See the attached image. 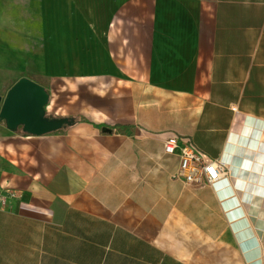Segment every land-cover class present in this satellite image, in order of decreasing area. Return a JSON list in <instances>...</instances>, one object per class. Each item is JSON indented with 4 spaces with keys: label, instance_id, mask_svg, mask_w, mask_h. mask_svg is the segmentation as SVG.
Here are the masks:
<instances>
[{
    "label": "crops",
    "instance_id": "1",
    "mask_svg": "<svg viewBox=\"0 0 264 264\" xmlns=\"http://www.w3.org/2000/svg\"><path fill=\"white\" fill-rule=\"evenodd\" d=\"M23 76L74 122L0 119V264H264V0L207 27L189 0H0V95ZM170 136L229 175L185 185Z\"/></svg>",
    "mask_w": 264,
    "mask_h": 264
},
{
    "label": "water",
    "instance_id": "2",
    "mask_svg": "<svg viewBox=\"0 0 264 264\" xmlns=\"http://www.w3.org/2000/svg\"><path fill=\"white\" fill-rule=\"evenodd\" d=\"M49 95L46 89L28 77H20L0 95V119L9 130L22 128L25 133L41 135L71 125L66 117L46 116Z\"/></svg>",
    "mask_w": 264,
    "mask_h": 264
},
{
    "label": "built area",
    "instance_id": "3",
    "mask_svg": "<svg viewBox=\"0 0 264 264\" xmlns=\"http://www.w3.org/2000/svg\"><path fill=\"white\" fill-rule=\"evenodd\" d=\"M163 148L167 154H175L179 158L177 175L182 177L185 185L197 187L203 183H214L229 175L228 165L219 159H208L195 146L170 136L164 140ZM3 195L13 197L11 190Z\"/></svg>",
    "mask_w": 264,
    "mask_h": 264
},
{
    "label": "rangeland",
    "instance_id": "4",
    "mask_svg": "<svg viewBox=\"0 0 264 264\" xmlns=\"http://www.w3.org/2000/svg\"><path fill=\"white\" fill-rule=\"evenodd\" d=\"M189 3L190 7H194L197 22L207 27L208 17L211 14L212 0H189ZM173 178H177L176 173Z\"/></svg>",
    "mask_w": 264,
    "mask_h": 264
},
{
    "label": "trees",
    "instance_id": "5",
    "mask_svg": "<svg viewBox=\"0 0 264 264\" xmlns=\"http://www.w3.org/2000/svg\"><path fill=\"white\" fill-rule=\"evenodd\" d=\"M74 122V121H73Z\"/></svg>",
    "mask_w": 264,
    "mask_h": 264
}]
</instances>
